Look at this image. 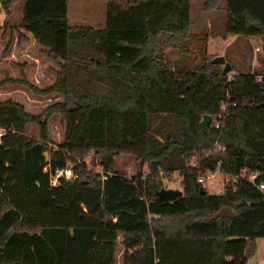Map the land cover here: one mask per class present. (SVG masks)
I'll return each mask as SVG.
<instances>
[{
    "label": "trees",
    "instance_id": "obj_1",
    "mask_svg": "<svg viewBox=\"0 0 264 264\" xmlns=\"http://www.w3.org/2000/svg\"><path fill=\"white\" fill-rule=\"evenodd\" d=\"M17 1L0 0L4 27ZM21 1L19 27L58 65L46 88L21 83L62 100L36 115L0 101V264H115L118 249L120 264H245L264 239V173L262 189L241 177L264 172V68L223 73L208 36L189 34L190 0H104L103 28L70 26L68 0ZM221 5L224 34L264 38V0L203 2ZM169 46L180 54L172 65ZM218 137L225 149L206 156ZM90 155L106 180L88 169ZM119 155L146 164L148 176L118 173ZM68 163L77 178L50 186L45 166ZM216 171L229 178L209 194L197 179ZM174 172L182 196L167 202L157 191Z\"/></svg>",
    "mask_w": 264,
    "mask_h": 264
},
{
    "label": "rangeland",
    "instance_id": "obj_2",
    "mask_svg": "<svg viewBox=\"0 0 264 264\" xmlns=\"http://www.w3.org/2000/svg\"><path fill=\"white\" fill-rule=\"evenodd\" d=\"M205 0H190L191 25L189 34L192 37L203 38L207 35V54L214 58L224 57L232 66L229 76L239 73L259 72L264 68V38L261 36H245L224 34L225 11L222 5L218 8L205 10ZM68 22L70 26L103 28L106 23V2L104 0H68ZM22 1H17L10 7L8 25L4 27L5 13L0 7V101L13 99L19 102L31 114H41L50 104L61 101L62 97L55 94L38 95L30 90L21 80L46 88L56 80L58 65L41 52V46L32 36L19 27L18 21L22 14ZM205 34V35H204ZM199 40V39H198ZM194 41V40H193ZM193 43V42H192ZM194 44L189 50H194ZM169 63L172 65L180 59V54L171 46L166 48ZM50 140L60 143L63 139V125L59 114H53L48 119ZM28 134L36 136L35 125L29 127ZM91 155L85 159L88 168L100 170L92 161ZM195 158V157H194ZM196 158L190 164L196 163ZM116 171L128 178L138 177L146 164L135 161L129 155H119L115 159ZM210 176V175H209ZM227 175L216 171L207 180L205 190L209 194H219L228 181ZM164 188L181 190V177L174 172L168 178L162 179ZM253 256L245 264H264V239H256ZM121 250L116 253V263L120 264Z\"/></svg>",
    "mask_w": 264,
    "mask_h": 264
},
{
    "label": "built area",
    "instance_id": "obj_3",
    "mask_svg": "<svg viewBox=\"0 0 264 264\" xmlns=\"http://www.w3.org/2000/svg\"><path fill=\"white\" fill-rule=\"evenodd\" d=\"M221 109H224V106H221ZM224 117L222 115H219L218 119L215 120L212 124L211 127L214 129H220L222 127V122H223ZM2 133H0L1 135ZM219 137L215 140L213 145L208 149L206 152V156H209L211 154L220 152L225 149V147L219 143ZM219 164V163H218ZM193 166H196V163L192 164ZM91 169V168H88ZM92 170V169H91ZM44 172L49 173V182L50 186H56L61 179L66 180V181H72L77 178V174H75L72 170V163H68L66 166L61 167V168H56L53 171L48 168V166H45L43 169ZM95 172L100 173V178L102 181L107 179V174L101 172V170H94ZM264 172H252L248 175L245 174V172H242L241 177L245 178L247 181L253 183L256 185L255 181L257 177L261 176ZM148 176V171L147 168L141 170L139 177L144 180ZM212 174L208 177H199L197 179L198 183L201 184L203 188H205L206 184H209L210 181L207 182L209 177H211ZM128 178V177H127ZM131 179V178H128ZM258 189L263 188V183H258L257 185Z\"/></svg>",
    "mask_w": 264,
    "mask_h": 264
},
{
    "label": "water",
    "instance_id": "obj_4",
    "mask_svg": "<svg viewBox=\"0 0 264 264\" xmlns=\"http://www.w3.org/2000/svg\"><path fill=\"white\" fill-rule=\"evenodd\" d=\"M213 62L215 64L223 65V69H222L223 73L228 72L231 68L230 63L225 61L224 57L214 58ZM211 121H212V117L209 115H204L202 117V119L200 121V126H201L204 133L208 132ZM44 156L47 157V152H44ZM157 195L160 198H162L163 200L169 202L171 200H174V199L182 196V191L181 190H175V189L163 188V189L157 191Z\"/></svg>",
    "mask_w": 264,
    "mask_h": 264
}]
</instances>
